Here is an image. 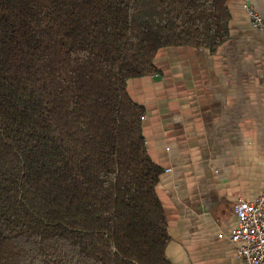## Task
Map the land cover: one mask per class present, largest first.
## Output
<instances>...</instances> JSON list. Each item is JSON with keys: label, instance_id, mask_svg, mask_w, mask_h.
Wrapping results in <instances>:
<instances>
[{"label": "trees", "instance_id": "trees-1", "mask_svg": "<svg viewBox=\"0 0 264 264\" xmlns=\"http://www.w3.org/2000/svg\"><path fill=\"white\" fill-rule=\"evenodd\" d=\"M230 0H0V264H171L131 79L213 51Z\"/></svg>", "mask_w": 264, "mask_h": 264}, {"label": "crops", "instance_id": "crops-1", "mask_svg": "<svg viewBox=\"0 0 264 264\" xmlns=\"http://www.w3.org/2000/svg\"><path fill=\"white\" fill-rule=\"evenodd\" d=\"M264 17V0H248ZM246 0H230L229 34L213 51L166 47L157 73L128 82L142 132L163 172L156 191L171 264H245L234 205L264 191V34Z\"/></svg>", "mask_w": 264, "mask_h": 264}, {"label": "built area", "instance_id": "built-area-1", "mask_svg": "<svg viewBox=\"0 0 264 264\" xmlns=\"http://www.w3.org/2000/svg\"><path fill=\"white\" fill-rule=\"evenodd\" d=\"M244 9L252 25L264 34V17L246 0ZM238 227L232 241L238 245L237 256L245 264H264V191L255 201L239 199L234 205Z\"/></svg>", "mask_w": 264, "mask_h": 264}]
</instances>
